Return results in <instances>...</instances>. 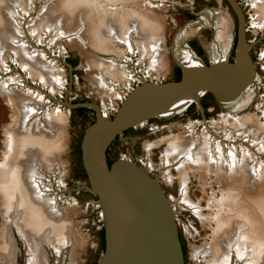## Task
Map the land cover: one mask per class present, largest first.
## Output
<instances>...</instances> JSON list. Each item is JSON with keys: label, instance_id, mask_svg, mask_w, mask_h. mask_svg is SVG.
Here are the masks:
<instances>
[{"label": "rangeland", "instance_id": "1", "mask_svg": "<svg viewBox=\"0 0 264 264\" xmlns=\"http://www.w3.org/2000/svg\"><path fill=\"white\" fill-rule=\"evenodd\" d=\"M236 1L244 12L246 39L255 63L253 85L231 103H220L211 93H205L199 100L202 107L192 103L182 112L129 128L106 150L107 164L129 160L158 180L174 211L186 251L185 264H224V256L221 263L218 258L216 263L211 258L220 237L228 239L231 232L235 234L238 225L245 223L240 216L264 222V24L255 7L256 0ZM120 17L138 23V32L129 33L126 41V25ZM148 17L154 20L156 31L142 26ZM0 22L5 25L0 26V85L5 89L0 93V168L10 167L13 162L26 174L30 165L35 167L37 176L26 183L29 192L39 196L42 193L39 201L47 205L48 212L63 220L49 239L44 237L48 229L42 233L26 229L36 242L33 250L15 223L19 209L6 212V200L0 193V249L5 234L12 253L9 261L0 260V264H99L104 253L100 237L104 220L99 198L84 177L81 154L84 132L96 121V113L87 108L83 116H78L76 109L62 107L55 100L73 105L97 104L107 118L114 119L127 94L143 82H177L176 70L184 67L189 58L204 61L207 66L223 60L234 63L237 15L226 0H0ZM151 35L157 37L152 43L160 40L162 63H155L158 56L151 43L148 50L144 49ZM98 37L104 40L102 47ZM29 58H37L38 65L58 81L50 83L25 69L23 61H30ZM23 78L28 85L43 88L46 97L31 92ZM9 92L35 98L24 105L36 112L26 128H38L45 138L52 139L61 127L59 152L48 155L32 148L15 161L12 153L9 158L4 157L13 141L10 133L21 136L17 129L18 112ZM56 113L64 116L62 126L48 122ZM184 136L191 137L194 147L190 153L194 156L199 149H205L212 161L222 158L227 169H246L247 178H242L245 187L230 191L224 187L223 172L219 176L195 171L188 165L183 166L185 174L181 178L177 166L184 158L174 160L167 151L176 139ZM237 177L228 178V182H236ZM181 179H185L183 184ZM33 184L39 186L40 192ZM238 194L242 198L257 195L261 203L259 215L243 211L234 203L224 205L228 200L234 201ZM19 212L24 221H29L28 208ZM226 216L235 220L227 227L231 232L219 230L226 224ZM24 221L21 226L26 227ZM247 228L248 225L242 230ZM246 259L235 254L231 262L248 264Z\"/></svg>", "mask_w": 264, "mask_h": 264}, {"label": "water", "instance_id": "2", "mask_svg": "<svg viewBox=\"0 0 264 264\" xmlns=\"http://www.w3.org/2000/svg\"><path fill=\"white\" fill-rule=\"evenodd\" d=\"M226 1L238 18L237 58L234 63L223 60L207 66L196 59L200 64L197 69L189 71L181 67L180 81L159 85L143 82L128 95L114 119L104 117L97 104L73 105L55 100L70 109L89 108L96 113V121L84 132L81 154L92 192L99 198L104 220L105 250L99 264H185L174 211L158 180L129 160L118 159L109 166L106 162V150L115 138L129 128L146 124L150 119L182 112L192 103L200 106L199 100L205 93H211L220 103H231L253 85L255 63L246 39L244 12L236 0ZM222 69L232 74H244L242 79L232 85V91L226 96L219 94V89L213 86L221 83L216 75ZM146 90L160 95L156 99L157 103L131 117L128 113L134 108V99ZM193 91L196 94L187 98ZM225 91H229V88ZM182 100H185L183 103L188 102L171 112ZM100 135L108 136L99 147L96 163L91 152L94 140ZM120 170L123 177L130 180L123 181L121 176L119 180L122 182L119 181L118 185L110 188V183L117 179Z\"/></svg>", "mask_w": 264, "mask_h": 264}, {"label": "bare ground", "instance_id": "3", "mask_svg": "<svg viewBox=\"0 0 264 264\" xmlns=\"http://www.w3.org/2000/svg\"><path fill=\"white\" fill-rule=\"evenodd\" d=\"M254 3H255V7H257V9H258L259 15H261L260 20H261V22H263L262 24H264V0H256ZM120 18L122 20H124V24L128 28L130 26L129 29L126 26H124L126 34H124L125 36L123 37V39L126 41L127 37H129L128 36L129 33L130 34L131 33L136 34V32H138L137 31L138 30V23L131 22L130 20L127 19V17H124V18L120 17ZM121 19H119V20L121 21ZM120 23H122V22H120ZM2 24L4 25V23L0 22V26H3ZM99 24H101V22ZM144 25L146 26L145 30L156 31V29H157V27L155 26L154 20L153 19L151 20L149 17L146 19L144 24L142 23V26H144ZM109 27L112 29H116L110 25H109ZM140 27H141V23H140ZM97 33H98V31H96V34ZM119 36L120 35H118V38H120ZM96 38H97V36L95 37V39ZM155 39H157V37H154L151 35L150 38L145 41L146 44H144L145 45L144 49L147 48V50H148V48H150V46H152L151 49H153L154 52L156 51L154 54L158 56V58L156 57L154 61H157L155 63L158 64L161 62L160 58L162 57L161 52H160V44L161 43H160L159 39L155 43H152L153 40H155ZM98 41L100 44L99 46L102 47V43L104 42V40L102 38L98 37ZM150 43L152 45L149 46L148 44H150ZM29 59H31V60L27 61V62L23 61L25 63L24 64L25 69H28V70H31L32 72H35L36 74H38V76L43 77V79L45 78L46 81H48V82L50 81V83L54 82V81H58L54 74L50 73L48 70H45L38 65L37 58H29ZM23 62H22V64H23ZM199 65L200 64L196 60H194L193 58H189L186 61V63L184 64V67L187 68L189 71H191L193 69H197L199 67ZM106 67L108 69H113V68H110L109 66H106ZM217 74L218 75H216V77L218 78V80L221 83L216 84V85L214 84L213 86H215L216 89H219L218 90L219 94H221V95L223 94V96H226L227 94H229L232 91V90H230L232 85H235L240 79H242L244 77V74L241 72L239 73L240 75L238 73L232 74V73H230V71H226V69H222V71L220 73L218 72ZM3 86L4 85H0V93L5 90L3 88ZM226 88H229V91H225ZM7 92H8V90H7ZM12 94H15L16 96H14ZM195 94H196V91H193L191 93V95H188L187 98H189V97L191 98ZM8 95L9 96L11 95L10 97H12V99L14 100L15 108L18 112L17 120L19 119V121H17V124H18L17 129L20 130L19 134L21 136H19V138H18L15 135L12 136V134L10 133V136L13 138L12 139L13 141L11 143V146L9 147L10 148L9 151L7 150L8 152L5 153L4 157L9 158L11 153H12L14 155L12 157L13 161H15L18 158H20L22 155H24L28 149H32V148L33 149L34 148L41 149L48 155H50L52 153L59 152L62 149L60 146V144H61L60 142L62 139L61 127H60V130L58 131V134L55 135V137L53 136L52 139L45 138V136H43V134H41L42 131L39 130L38 128H33V129L30 127L26 128L25 125H26L27 121L29 120V118H31L30 116H32V114L35 111H33V108L28 109L24 105L27 102H30V100H32V99L35 100V98H31V96H29L27 94L26 95L25 94H19L17 92H15V93L9 92ZM159 96L160 95L157 93L146 90L145 92H143L141 95H139L137 98L134 99L133 102H135V104L132 106L134 108L133 109L131 108V111L128 114L131 115V117H134L140 111L142 112L146 108L153 107V105L155 103H157L156 99ZM183 101H185V100H182L174 109H172L173 111H171V112H174L179 108H182L183 107L182 105H185V103L188 102V101H186L183 103ZM140 107H143V108H140ZM171 112H169V113H171ZM171 114H167V116L171 115ZM63 117L64 116L61 115V113H59V114L56 113V116L51 115L48 118V122L50 124H54L55 127H59V126L63 125V124H61L63 122ZM252 124H253V126H255V123H252ZM246 125L250 126V123H248ZM244 128H247V127H244ZM244 128H242V129H244ZM256 130H255V132H256ZM107 136L108 135H100L93 142L91 154H92L94 162H96V163L98 162V158H99V147L106 140ZM190 138L187 136H184L182 138L179 137L169 146L168 151H167L169 156L173 157L174 160L175 159H181V161H182V158H184L182 163H179L177 161L179 163V165L178 166L176 165L178 170H179V175H181V178H184V174H185V170H184L183 166L188 165V166H190V168L194 167L195 171L202 170V171H206L207 173H210V174L215 173L216 175H219V176H221L220 174L223 172L224 176H226L223 179V182L225 184L224 187L226 189L228 188V190H230V191H233V190L238 191L240 188L245 187L246 182L242 178L243 177L247 178L246 176H244L246 174V169L240 168L241 166L238 167V168H240L238 170L239 173H238L236 168L232 167V169L231 168L227 169L226 167H228V166L226 165V163L223 161L222 158H218V159H220L219 161L213 160L214 161V163H213V161H212L213 157L212 158L210 157L211 155H209V150H205L204 149L205 147L204 148L202 147V149H204V150L199 149L198 153L194 156L193 154L190 153L192 151L191 148L194 147L193 141ZM12 144H13V146H12ZM231 156L232 155H230V157ZM232 158H234V156ZM232 158H231V160H232ZM231 165H233V164H231ZM252 171H253V169H252ZM37 173L38 172L35 170V167L30 165V167L27 169L26 174L25 173L23 174L21 171V168L16 164L14 165L13 162H12V166H10V167L3 166L0 168V193L4 197V199L6 200L5 211L10 212L15 207H17V210L19 209V211H25V210L27 211V208H28V210H29V221H24L23 217L21 216L22 213H20L19 211H16L19 214L16 217L15 223L19 227V230L23 233V238H24L26 244L28 245V247L33 248V250L36 249V242L32 241V239L30 237V235L32 233H27L28 230L32 229L35 231H39V233H42L44 230L48 229V231L44 232V234H45L44 237L49 239L48 237L52 234V230H55V226H58V225L60 226V224L63 221V220H60V218H56L54 216V214H52L50 211L48 212L47 207H46L47 205L44 202L39 201V197L41 196L42 193L39 196L35 192L33 193V195L29 192V189L27 188L26 183H28V180L31 183V180L34 179L35 176H37ZM236 174L238 177L236 176ZM121 176L123 177L122 170H120V172L118 173L117 179H114V181H112L110 183L109 187L114 188L116 185H118L120 182H122V180H119ZM251 176H252V173H251ZM230 177L231 178L233 177L234 179L237 177V179H239V180H237L234 183L228 182V178L230 179ZM126 178L127 177L124 176L122 178L123 181L130 180V179H126ZM252 178H254V177L252 176ZM181 181L183 184L185 182V179H181ZM33 188H35L37 191L40 192L39 186L37 184H35V185L33 184ZM34 194L37 195L38 198ZM242 196L243 195L238 194V196L235 198L234 201L228 200L227 201L228 203H226L224 205L229 207L232 205V203H234V204H237L238 208H240L243 211H249V212H252V214H255V213L258 214L259 210H260L261 203H260V199L257 197V195H255L254 198H252L251 195L247 196V198H242ZM238 213L239 212H237V214ZM226 217H227V222L225 224L226 226L221 225L220 226L221 228L219 229L221 231H223V228L225 231L226 230L229 231L231 224H233V222H235V220L233 218H231L229 216H226ZM240 217L244 219L245 223L243 225H240L238 223L239 225H238V228H236L235 234H233V232L229 231V232H231V235H230L231 237H228V239L225 237H220V240L217 241V248H214V250L212 251V252H214V254L211 255V258L214 259L215 263H216L215 258H218V262L221 263V258H223V256H224L225 259H222L224 264H232L233 257L236 254L241 259L244 257H248V259H249L248 264H264V222H262V223L261 222L260 223L254 222V220L252 222L250 218H245L242 216H240ZM23 221L26 223V227L24 225H23L24 227L21 226V223ZM247 225H248V228L242 230ZM28 226H30V228ZM227 227H229V228L227 229ZM26 229H28V230H26ZM49 229H51V231ZM5 232L6 231H4L3 233H5ZM34 236H33V238H34ZM61 238H62V236H61ZM2 239L4 240V244H2V247L0 249V260L4 263V262H7L10 260L12 253H10L11 251L9 250V243L5 241V239H6L5 234L2 235ZM33 243L35 245H33ZM33 252L37 253L35 251H33ZM37 255H40V253L39 254L37 253ZM212 256H214V257H212ZM248 259H246V260H248ZM29 260L31 263V260H33L32 257ZM236 260L238 261V258ZM36 262H38V260Z\"/></svg>", "mask_w": 264, "mask_h": 264}, {"label": "trees", "instance_id": "4", "mask_svg": "<svg viewBox=\"0 0 264 264\" xmlns=\"http://www.w3.org/2000/svg\"><path fill=\"white\" fill-rule=\"evenodd\" d=\"M176 72H177L176 81H180L181 80V77H182V71H181L180 68H177ZM75 111L77 112V115L78 116H83L84 113L86 111H88V109L87 108H78ZM112 163L113 162H109L108 165L110 166ZM84 177L87 178V175L85 174ZM100 237H101V250L104 251L105 250V230H104V228L101 229V231H100ZM183 250H184V254H185L186 251H185L184 245H183Z\"/></svg>", "mask_w": 264, "mask_h": 264}, {"label": "built area", "instance_id": "5", "mask_svg": "<svg viewBox=\"0 0 264 264\" xmlns=\"http://www.w3.org/2000/svg\"><path fill=\"white\" fill-rule=\"evenodd\" d=\"M23 80H24V83H26L27 84V81H26V78H23ZM144 80L142 79L141 80V82H143ZM41 82V81H40ZM33 83V82H32ZM44 86H46L43 82H41ZM27 87H31V88H29L30 89V91L31 92H33V93H35V94H37L38 96H43V94H44V96L46 95V91H44V89L42 88V89H40V88H35L32 84L31 85H28L27 84ZM34 91H36V92H34ZM39 93H42L41 95L39 94ZM132 93V92H131ZM48 95V94H47ZM128 95L129 94H127V96H126V98L128 97ZM49 97H50V95H48ZM47 96V97H48ZM46 97V96H45ZM126 98H125V100H126ZM50 99H54V98H52V97H50ZM43 100V99H42ZM61 102H63V101H61ZM60 106L62 105V107H64V105L63 104H59ZM101 112H102V109H101ZM102 115L104 116V117H107L105 114H103L102 113Z\"/></svg>", "mask_w": 264, "mask_h": 264}, {"label": "flooded vegetation", "instance_id": "6", "mask_svg": "<svg viewBox=\"0 0 264 264\" xmlns=\"http://www.w3.org/2000/svg\"><path fill=\"white\" fill-rule=\"evenodd\" d=\"M204 62V61H203Z\"/></svg>", "mask_w": 264, "mask_h": 264}]
</instances>
